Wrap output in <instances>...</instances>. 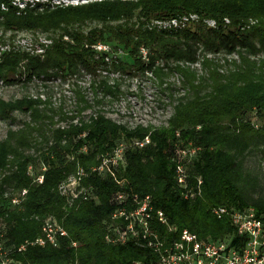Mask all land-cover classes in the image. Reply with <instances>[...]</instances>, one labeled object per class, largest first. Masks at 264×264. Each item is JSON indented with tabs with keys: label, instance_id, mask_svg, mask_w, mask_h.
<instances>
[{
	"label": "trees",
	"instance_id": "1",
	"mask_svg": "<svg viewBox=\"0 0 264 264\" xmlns=\"http://www.w3.org/2000/svg\"><path fill=\"white\" fill-rule=\"evenodd\" d=\"M184 16L191 17L185 24ZM175 18L179 25L157 23ZM0 29L41 31L50 40L38 41L41 52L22 46L0 55V80L8 83L86 72L94 77L95 92L115 94L119 79L110 84V78H100L103 71L151 72L162 84L179 74L190 88L163 125L131 126L103 110L87 117L92 102L82 89L73 112L50 109L41 96L0 98V120L15 122L18 111L30 116L0 139V219L15 264H159L160 254L142 228L125 242L114 241L116 227L130 222L113 216L122 205L115 195L123 191L130 210L139 205L134 197L151 196L152 229L167 242L189 228L205 239L232 238L238 248L245 245L247 237L238 234L231 214L219 216L212 207H254L264 218V196L251 192L258 181L248 169L250 155H264V0H91L55 6L0 0ZM99 43L110 45V59V52L94 46ZM221 55L226 62L235 56L234 66L225 69ZM198 62L204 73L193 66ZM58 115L66 125L56 126ZM148 136L147 144L137 143ZM122 143L126 162L95 169ZM187 146L197 148L188 165L191 180L204 179L196 199L186 198L177 180L176 152ZM80 169L85 171L80 188L87 190L71 201L61 185ZM159 211L178 229L162 222ZM49 216L68 234L59 235L58 245L30 242L20 249L44 234Z\"/></svg>",
	"mask_w": 264,
	"mask_h": 264
},
{
	"label": "built area",
	"instance_id": "2",
	"mask_svg": "<svg viewBox=\"0 0 264 264\" xmlns=\"http://www.w3.org/2000/svg\"><path fill=\"white\" fill-rule=\"evenodd\" d=\"M191 17L197 18V14H191ZM189 16H184L182 20L185 24L190 20ZM215 23L214 21H211ZM157 23L162 27L179 25L178 18L168 20H158ZM97 49L110 52L108 59L112 57L114 52L110 49V45L99 43L94 45ZM6 51V49H5ZM4 51V52H5ZM143 51L147 53V49ZM3 53V52H2ZM0 53V55H2ZM117 53V52H116ZM213 56V54H211ZM151 141L150 136L145 140L137 141L141 145H145ZM127 144L122 143L114 152L109 153L103 159L99 169L104 171L109 166H121L125 161V151ZM197 148L193 146L181 147L177 149V180L183 190V194L188 199H196L204 192L203 177L198 176L196 181L191 180V173L189 170V162L192 157L196 155ZM84 169H80L77 174L72 175L67 181L61 185L63 193L69 196L72 201L78 197L82 192H86V187H81V178L84 175ZM44 176L41 175L38 179L43 181ZM27 189L23 194H26ZM129 195L126 192H118L115 195V200L122 204L114 212V218L130 219L129 225L125 227H116L117 237L114 241L125 242L129 238L130 232L137 235L142 228L144 237L148 240V245L154 248L160 254L159 264H264V218L259 215L257 209L254 207H247L242 210H231L227 206L212 207V212L223 216L231 214L233 224L237 227V232L240 236H246L247 240L242 248H238L232 242V238L228 239H205L200 237L198 233L184 228L180 236L171 242H167L158 232L152 229L149 217L150 210L153 209L151 204V196L139 199L134 197V201L139 205L137 208L130 210L126 204ZM19 201V198L14 200ZM160 220L169 224L171 230H177L176 225H172L168 217L163 211H159ZM68 231L65 226L58 221L55 216H49L44 221V234L37 237L36 240L23 243L20 249H25L28 243H35L45 245L49 242L58 245L59 235H67ZM7 237V230L4 221L0 219V264H15L16 259L12 257L11 251L5 244ZM135 264H146L143 261H137Z\"/></svg>",
	"mask_w": 264,
	"mask_h": 264
},
{
	"label": "rangeland",
	"instance_id": "3",
	"mask_svg": "<svg viewBox=\"0 0 264 264\" xmlns=\"http://www.w3.org/2000/svg\"><path fill=\"white\" fill-rule=\"evenodd\" d=\"M20 3H35L36 1L49 2L53 6L57 4L69 5L80 4L91 0H15ZM95 22H89L87 26L94 25ZM2 37V38H1ZM4 37V40H3ZM0 53L10 51L16 47L32 48L41 52L44 51L39 40L50 41L46 33L41 31H8L0 29ZM215 55H213L214 57ZM235 56H238L235 53ZM231 56L229 62H226V57L219 56L225 69L234 66ZM199 69L200 73H204V68L201 62L193 64ZM100 78H110V84H115L116 78L119 79L120 86L115 87V94H106L103 89L97 92L94 89V77L92 74L83 72L78 77H53L46 79L38 77L28 82H13L8 83L4 79L0 80V98L14 99L25 95H33L34 97L41 96L44 100H49V108H54L58 112L64 111L73 112L79 108L78 90L82 89L87 98L91 100L92 107L84 111L85 116H89L96 110H103L108 116L113 117L120 122H124L131 126H136L140 123L163 125L169 122V118L174 113L175 105L178 103L179 97L189 92L188 86L183 85L182 77L179 74H172L167 77V81L162 84L151 73L140 76H132L130 74H122L121 72L103 71ZM108 76V77H106ZM170 84V85H169ZM100 99L101 102H97ZM17 120L11 122L9 120H0V139L7 136L10 128H19L24 123L30 120L28 113L18 111L16 113ZM59 115L56 117L58 120ZM56 126L60 124L66 125L68 121L58 120ZM248 169L250 177L257 180V186L251 188V192L256 197L264 196V155L262 153H254L248 158Z\"/></svg>",
	"mask_w": 264,
	"mask_h": 264
}]
</instances>
